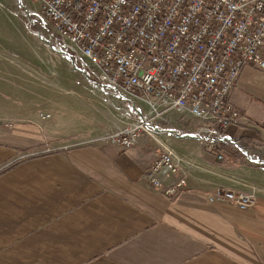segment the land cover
Masks as SVG:
<instances>
[{
    "label": "crops",
    "instance_id": "1",
    "mask_svg": "<svg viewBox=\"0 0 264 264\" xmlns=\"http://www.w3.org/2000/svg\"><path fill=\"white\" fill-rule=\"evenodd\" d=\"M7 2L0 0V264H264V170L239 166L222 146L223 161L196 157L211 166L210 178L185 177L184 191L164 196L142 178L159 150L151 138L118 148L84 117L65 119L72 105L54 101L58 81L48 103L42 75L39 89L27 88V55L42 69L43 52ZM242 70L228 94L238 108ZM240 122L229 138L242 136ZM172 136L177 148L193 149L194 140ZM215 187L254 200L245 210L206 201Z\"/></svg>",
    "mask_w": 264,
    "mask_h": 264
},
{
    "label": "built area",
    "instance_id": "2",
    "mask_svg": "<svg viewBox=\"0 0 264 264\" xmlns=\"http://www.w3.org/2000/svg\"><path fill=\"white\" fill-rule=\"evenodd\" d=\"M31 1L50 26L56 52L69 60L78 57L112 94L139 97L146 104V113L109 135L112 143L131 147L141 133L154 138L148 130L152 119L187 114L201 124L180 136L195 139L200 149L220 158L217 141L238 116L227 93L239 68L250 64L264 71V0ZM176 169L173 154L164 149L144 177L159 188V176ZM183 185L179 178L163 192L173 194ZM205 195L209 202L239 210L254 198L239 190L215 189Z\"/></svg>",
    "mask_w": 264,
    "mask_h": 264
},
{
    "label": "rangeland",
    "instance_id": "3",
    "mask_svg": "<svg viewBox=\"0 0 264 264\" xmlns=\"http://www.w3.org/2000/svg\"><path fill=\"white\" fill-rule=\"evenodd\" d=\"M7 3L5 6L10 8L12 7L23 21L27 31L29 32V39L34 40L38 45L37 51L43 52L44 66L42 69L39 62L37 64L34 62L31 63V58H28L29 55H27L26 72L22 77L25 79L24 84L28 89L35 85L36 88L39 89V78L42 75L44 81V102L48 103L49 98L52 97L51 94H48V92L51 91L49 86L51 82L55 83L58 81L57 85L59 87V94L62 97H57L54 101L66 102L72 105L71 108L62 112L67 121L75 120L78 117L79 120H82L83 118L81 117H84V121H86L85 123L98 129V133L108 136L117 129L136 121L139 117V113L147 112L148 108L141 98L135 97V99L131 100L127 97L112 94L109 88L101 82L102 80L99 81L97 78L92 76V73L84 68V65L78 57L72 56L73 60H69L66 56H62L56 52L52 48L53 38L50 36V26L47 22L39 18L38 7L34 2L31 0H8ZM241 70L242 78L238 82V85L242 89L241 92L244 97L239 104L242 108H238L235 107V105L229 100L228 94L229 91L236 85ZM252 72L257 75L256 80L259 84L253 82V78L250 76ZM263 86L264 71L259 70L250 64H243L239 68L235 83L227 93V98L236 109L238 116L236 122L226 128V137L217 141L218 155H220V158H217V154L215 153H210L207 150L200 149L195 139H192L196 142H194L193 149L190 148L183 150L175 146V141L172 135L175 133L180 138H184L180 136V134L186 131H193L201 124L199 120L191 118L187 114H184L183 116H176L174 113H170L168 115V119H152L150 121L151 126L148 127V130L154 134V138L141 132L140 136L149 137L157 144L159 150L156 154L164 149L170 150L173 154V159L177 164V169L174 172L168 173L166 176H159L161 186L159 188H153L164 196H175L186 189L185 177L187 178L188 176H191L197 178V180H206L210 178L212 175L211 166H200L196 158L202 153L210 154L216 161H223V158L225 157L223 152L227 151V155H234L236 162H240L242 164H239V166L257 168V171L264 170V90L261 88ZM66 94H70V96H66ZM77 96L85 102L82 101V103L81 101H78L79 97ZM84 104H86V107ZM239 121H241L240 125H245V128L248 131L245 130L242 136L237 139L229 138L227 133L228 128L236 125ZM154 127L169 128L170 132H155L153 130ZM159 142H161V144ZM222 146L225 147L223 152H221ZM248 156H252V158L250 159ZM153 159L154 157L151 162ZM151 162L142 174V178L149 186L151 185L145 179L144 174ZM212 162L215 161L212 160ZM170 175H175V177L169 183H166L165 179ZM256 176L259 177L261 175ZM179 178L184 180L183 187L179 188L178 191L173 194H165L163 191L168 186L174 185ZM259 178L260 181L264 183L262 176ZM215 189L243 191L240 189L215 187L208 192H212ZM206 193L203 195L205 200ZM251 194L254 197V194Z\"/></svg>",
    "mask_w": 264,
    "mask_h": 264
}]
</instances>
